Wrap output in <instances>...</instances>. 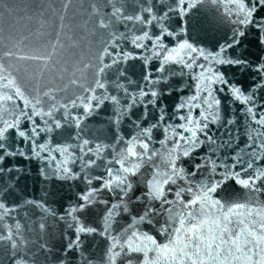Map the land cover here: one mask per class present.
<instances>
[{"label": "snow or ice", "instance_id": "obj_1", "mask_svg": "<svg viewBox=\"0 0 264 264\" xmlns=\"http://www.w3.org/2000/svg\"><path fill=\"white\" fill-rule=\"evenodd\" d=\"M146 7L140 10L143 24L129 62L138 83L129 88L127 114L121 107L112 129L118 146L136 141L130 159L139 168L122 174L124 183L119 188L111 183L101 188L103 177L86 181L99 192L109 193L106 199L90 204L91 197L81 190L77 208L59 202L61 212L70 211L75 217L67 243L60 245L63 256L59 259L64 264L93 260L89 253L96 238L103 243L107 259L109 232L96 220L112 213V228H118L113 239L118 233L131 236L135 232L153 237L158 244L171 242L167 220L162 235L158 229L165 212L174 211L177 204L185 227L214 219L213 227L225 242L236 239L237 232L245 235L243 224L248 223L250 206L255 205L253 218L257 213L264 215V0H147ZM108 104L104 100L101 107ZM39 123L34 118V124ZM125 125L130 128L125 130ZM33 128L22 120L0 140V187L7 189L0 192V203L5 208L14 207L6 197H13V189L32 174L34 183L42 185L54 179L41 161L47 152L33 155L31 148L33 143H51V137L65 133L64 126L57 123L52 130L42 126L35 129V137ZM8 138L14 147L5 143ZM84 143L92 147L87 139ZM161 152L175 157L163 168L157 166ZM161 172L163 179L172 176V180L165 183V194L156 199L150 189ZM118 173L121 165L116 161L104 170L109 180ZM251 255L252 264H257V251ZM143 256L125 248L109 264H140Z\"/></svg>", "mask_w": 264, "mask_h": 264}, {"label": "water", "instance_id": "obj_2", "mask_svg": "<svg viewBox=\"0 0 264 264\" xmlns=\"http://www.w3.org/2000/svg\"><path fill=\"white\" fill-rule=\"evenodd\" d=\"M146 4L147 0H0V100L4 102L0 105V140L22 120L34 126L33 137L35 129L42 126L52 130L59 123L65 129L61 136L51 137V143L45 140L31 148L33 155L47 152L41 161L54 179L42 185L34 183L32 174L13 189V197H6L14 207L5 208L0 203V264H13L14 259L15 264H64L59 259L63 256L60 245L67 243L75 217L70 211L61 212L59 202L62 200L69 209L77 208L81 190L91 197L90 204L106 199L109 193L99 192L86 181L103 177L101 188L109 183L119 188L124 183L122 174L138 170L139 163L130 159L136 141L127 147L118 146L112 129L121 107L127 114L129 88L138 83L129 62L134 54L132 44L143 24L140 10L146 11ZM104 100L109 101L107 107H101ZM34 118L40 123L34 124ZM168 135L171 138L172 133ZM5 143L14 147L11 138ZM24 150L22 147L21 155ZM171 153L161 152L157 166L163 168L167 160L174 159ZM112 161L120 163L121 173L109 180L104 170ZM29 168L26 159V174ZM81 175L83 179H76ZM163 176L161 172L151 184V197L159 199L165 194L164 185L172 176ZM6 191L0 187V192ZM96 207L103 211L100 204ZM174 207V211L165 212L158 229L162 235L167 220L171 242L159 244L153 237L135 232L131 236L118 233L113 239V232H118L111 223L115 213L104 220L97 218L96 224H103L109 232L110 247L105 259L103 243L96 238L89 253L94 259L87 264L114 262L125 248L144 254L140 264H252L254 250L257 264H264V215L251 216L255 205L246 214L245 235L237 232L236 239L229 242L213 227L216 220L207 218L185 227L180 206ZM211 211L214 214V209ZM118 245L119 251L114 252Z\"/></svg>", "mask_w": 264, "mask_h": 264}]
</instances>
